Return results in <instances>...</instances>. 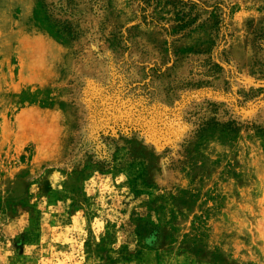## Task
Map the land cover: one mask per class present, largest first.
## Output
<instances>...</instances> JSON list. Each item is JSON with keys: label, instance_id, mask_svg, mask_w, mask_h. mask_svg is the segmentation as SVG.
Instances as JSON below:
<instances>
[{"label": "rangeland", "instance_id": "374dc122", "mask_svg": "<svg viewBox=\"0 0 264 264\" xmlns=\"http://www.w3.org/2000/svg\"><path fill=\"white\" fill-rule=\"evenodd\" d=\"M0 264H264V0H0Z\"/></svg>", "mask_w": 264, "mask_h": 264}]
</instances>
